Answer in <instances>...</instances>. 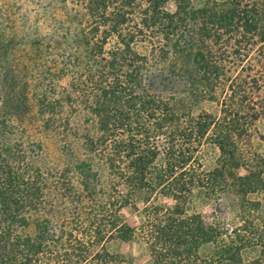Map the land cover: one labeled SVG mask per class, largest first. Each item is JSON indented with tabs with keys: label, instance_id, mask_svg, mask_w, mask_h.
I'll use <instances>...</instances> for the list:
<instances>
[{
	"label": "trees",
	"instance_id": "16d2710c",
	"mask_svg": "<svg viewBox=\"0 0 264 264\" xmlns=\"http://www.w3.org/2000/svg\"><path fill=\"white\" fill-rule=\"evenodd\" d=\"M76 1L87 24L78 43L85 47L87 64L92 58L90 63L98 67L102 86L98 91L97 84L98 97L126 95L135 121L143 119L148 124L133 128L122 122L130 115L117 118L120 128L112 127L111 133L124 127L127 136L109 140L116 158L107 161L126 185V193L112 190L96 210L85 212L86 223L79 222L83 215L79 205L83 200L93 204L95 194H75L71 202L77 205L72 214L74 226H68L71 222L61 206L71 193L62 188L55 219L44 176L27 164L25 152L1 145L0 264H129L123 256L92 251L106 238L123 242L140 238L148 247L152 264H264V226L257 224L256 218L249 216L228 227L206 223L201 215L186 211L193 188H214L212 181L225 184L231 180L242 201L249 194L264 193L261 175L248 170L238 147V140L250 135L253 123L264 119V72L249 63L252 47L264 45L260 5L252 0H207L200 8L191 0ZM169 3L175 5L173 12L166 8ZM109 43L113 45L107 49ZM141 43L149 46V57L134 50ZM163 62L167 67L158 68ZM148 66L152 70H146ZM234 70L235 75H228ZM87 74L88 81L94 79L89 75L91 69ZM180 85L182 91L194 96L199 93L214 102L219 90L221 118L204 113L180 119L149 93L147 99L138 94L158 87L173 91ZM105 118L102 131L109 127V117ZM210 131L220 156L215 169L206 173L196 162L194 145ZM156 137H164L162 146ZM161 154L164 164L156 166ZM240 169L248 174L239 176ZM140 191L147 194L144 220L131 226L120 213L132 206L133 195ZM158 197L173 204L161 205ZM253 204L239 207L251 215L258 211V203ZM33 216H37L35 234L29 236L24 231ZM208 245L209 252L201 256L199 250ZM253 248H260V254L244 260L242 253Z\"/></svg>",
	"mask_w": 264,
	"mask_h": 264
},
{
	"label": "rangeland",
	"instance_id": "374dc122",
	"mask_svg": "<svg viewBox=\"0 0 264 264\" xmlns=\"http://www.w3.org/2000/svg\"><path fill=\"white\" fill-rule=\"evenodd\" d=\"M206 1L191 0L195 8L204 6ZM221 1L226 0H218ZM251 3L260 5L264 18V0H252ZM166 8L173 12L175 5L169 3ZM82 14L76 0H0V146L10 145L22 150L26 154L27 164L41 172L54 206L52 213L53 216L56 214L55 219L60 209L56 206L62 200L59 196L62 188L71 193V200L69 198L65 205H61L65 206L67 219L71 222L68 226L76 225L72 214H75L77 205L71 203L75 194H95L93 204L83 200L79 205L83 212L79 222L86 223L85 212L96 210L95 206L101 205L106 195H112V190L126 193V185L116 171L109 169L110 162L107 161L116 158L113 143L109 140H122L127 136L124 127L123 131L111 133L112 127L120 128L116 126L117 118L130 115L129 120L125 118L122 122H129L133 128L142 123L144 126L148 124L143 119H138L140 123L135 121L136 115L129 110L126 95L118 96V99H113L112 95L103 98V94L98 97V91L102 88L100 78H97L98 67L95 62L90 63L92 58L89 59L90 65L87 64L85 47L78 43L81 31L87 27ZM262 24L264 26V22ZM112 45L109 43L106 48ZM134 50L143 56H150L146 44H137ZM250 58L249 63L257 71L264 72V45H254ZM167 64L163 62L157 67H167ZM149 67L146 70H152ZM90 69V78L95 77L88 81L87 71ZM235 71L228 75H235ZM181 88H184L183 85L166 91L158 87L154 92L139 91L138 94L147 99L146 94L149 93L171 107L180 119L204 113L221 118L219 90L214 102L201 97L199 93L194 96ZM106 116L109 117V127L102 131L100 125ZM211 136L210 131L208 137L194 145L196 162L206 173L215 169L220 156ZM155 140L162 146L165 139L159 137ZM238 147L248 170H252L256 176L261 175L264 181L263 118L253 123L248 137L238 140ZM164 158L161 154L155 165L164 164ZM247 174L244 169L238 171L239 176ZM231 184L228 179L225 184L212 181L214 188L194 187L186 208L187 214H199L206 223L215 222L228 227L237 226L242 219L250 216L256 218L257 224L264 226V193L249 194L242 201ZM145 198V191L137 192L132 197V206L121 210L120 214L127 224L137 226L143 222ZM152 199L156 202L157 198ZM157 202L161 205L173 204L162 197H158ZM253 203H258V211L251 215L239 207H248ZM36 218L31 217L24 231L26 235L35 234ZM101 250L123 256L129 264H152L148 247L140 238L130 242L106 238L92 248L93 252ZM209 250L210 245L203 246L199 254L205 256ZM259 254L260 248H253L244 251L242 256L244 260H250Z\"/></svg>",
	"mask_w": 264,
	"mask_h": 264
}]
</instances>
